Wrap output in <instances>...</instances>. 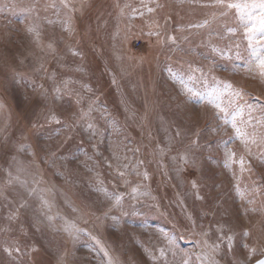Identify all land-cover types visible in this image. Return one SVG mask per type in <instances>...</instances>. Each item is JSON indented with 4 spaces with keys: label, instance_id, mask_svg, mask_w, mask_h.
Returning a JSON list of instances; mask_svg holds the SVG:
<instances>
[{
    "label": "rangeland",
    "instance_id": "1",
    "mask_svg": "<svg viewBox=\"0 0 264 264\" xmlns=\"http://www.w3.org/2000/svg\"><path fill=\"white\" fill-rule=\"evenodd\" d=\"M209 2L0 0V264L264 254L261 110L246 148L185 90L230 82L264 104V83L234 70V11Z\"/></svg>",
    "mask_w": 264,
    "mask_h": 264
},
{
    "label": "snow or ice",
    "instance_id": "2",
    "mask_svg": "<svg viewBox=\"0 0 264 264\" xmlns=\"http://www.w3.org/2000/svg\"><path fill=\"white\" fill-rule=\"evenodd\" d=\"M205 6L220 9V16H227L234 11L237 27L230 28L228 31L233 34L242 31L243 39L246 41V55L241 56L240 52L237 51L236 57L242 60V64L234 66V70L242 68L244 72L249 74L250 78L264 83V0H210L209 4ZM65 7H67V4H65ZM148 11L151 12L153 9L149 8ZM215 17L216 13H213V18ZM204 23L207 24L208 21L206 20ZM236 47L239 49V44ZM180 82L184 83L183 80ZM185 90L191 96L215 108L218 118L225 125H230L234 129L235 139L240 140L246 148L250 144H257L258 140L255 131L249 133L247 128L251 125L252 113L256 111L257 107L262 113L258 123L264 124V104L256 105L250 103L246 99L248 93L244 92L243 89L234 87L230 82L220 81L215 87L203 94L193 91L187 85H185ZM245 115L248 117L246 120L244 119ZM259 143L264 144V136L259 138ZM248 150L250 151V149ZM228 155L232 163L237 162L234 152H229ZM238 163L243 172L245 166L242 156L239 158ZM227 166L230 165L226 164ZM237 191L239 192V188H237ZM248 202L253 203L251 200ZM251 210L256 211L255 208ZM260 210L264 211V206ZM227 239L231 246L232 237L229 236ZM169 243H174V241L170 240ZM244 247L247 248L248 245H244ZM213 248L214 250L218 249L219 245H214ZM249 251L251 254H255L256 249L251 248ZM160 255H165L163 249L160 250ZM250 258L251 255L249 256ZM184 264H188V260H185ZM209 264H214V262L209 261ZM255 264H264V259L256 260Z\"/></svg>",
    "mask_w": 264,
    "mask_h": 264
},
{
    "label": "water",
    "instance_id": "3",
    "mask_svg": "<svg viewBox=\"0 0 264 264\" xmlns=\"http://www.w3.org/2000/svg\"><path fill=\"white\" fill-rule=\"evenodd\" d=\"M258 259H264V254L260 258H258ZM255 262H256V260L254 262L250 263V264H255Z\"/></svg>",
    "mask_w": 264,
    "mask_h": 264
},
{
    "label": "bare ground",
    "instance_id": "4",
    "mask_svg": "<svg viewBox=\"0 0 264 264\" xmlns=\"http://www.w3.org/2000/svg\"><path fill=\"white\" fill-rule=\"evenodd\" d=\"M138 46V45H137Z\"/></svg>",
    "mask_w": 264,
    "mask_h": 264
}]
</instances>
